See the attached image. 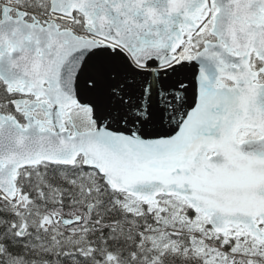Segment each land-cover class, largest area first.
Instances as JSON below:
<instances>
[{
    "label": "snow or ice",
    "instance_id": "1",
    "mask_svg": "<svg viewBox=\"0 0 264 264\" xmlns=\"http://www.w3.org/2000/svg\"><path fill=\"white\" fill-rule=\"evenodd\" d=\"M0 264H264V0H0Z\"/></svg>",
    "mask_w": 264,
    "mask_h": 264
}]
</instances>
